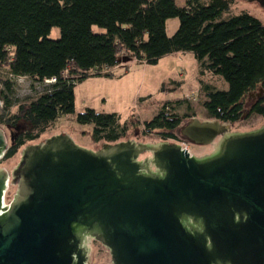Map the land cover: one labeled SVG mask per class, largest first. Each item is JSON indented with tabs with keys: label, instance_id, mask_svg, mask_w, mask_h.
<instances>
[{
	"label": "water",
	"instance_id": "95a60500",
	"mask_svg": "<svg viewBox=\"0 0 264 264\" xmlns=\"http://www.w3.org/2000/svg\"><path fill=\"white\" fill-rule=\"evenodd\" d=\"M228 127L176 129L187 145L219 138L200 158L167 141L89 151L61 134L26 145L10 174L0 169V264H89V240L109 264H264V123ZM7 143L0 127V160Z\"/></svg>",
	"mask_w": 264,
	"mask_h": 264
},
{
	"label": "trees",
	"instance_id": "16d2710c",
	"mask_svg": "<svg viewBox=\"0 0 264 264\" xmlns=\"http://www.w3.org/2000/svg\"><path fill=\"white\" fill-rule=\"evenodd\" d=\"M232 4L233 0H187L184 7L174 0H0V69L37 84L54 79L9 113L13 85L0 77V127L27 125L0 162L36 141L60 116L74 114L76 84L91 74L110 77L121 57L155 64L163 56L191 53L201 76L210 73L227 84V90L219 91L200 82L202 107L211 120L240 122L245 96L258 90L263 94L249 114L264 117V25L247 13L222 19ZM174 18L179 26L168 37L165 23ZM93 27L104 33H94ZM55 28L59 37L50 39ZM185 119L191 116L178 115L172 103L142 124H121L118 115L93 109L75 116L78 124L93 127L95 142L108 144L122 141L134 127L143 135L177 140L175 131Z\"/></svg>",
	"mask_w": 264,
	"mask_h": 264
},
{
	"label": "rangeland",
	"instance_id": "374dc122",
	"mask_svg": "<svg viewBox=\"0 0 264 264\" xmlns=\"http://www.w3.org/2000/svg\"><path fill=\"white\" fill-rule=\"evenodd\" d=\"M174 1L178 7H184L187 0ZM199 2L207 4L208 0H199ZM241 13L249 14L264 25V10L257 3H247L241 0H233L229 12L223 14L222 19ZM178 26V19L167 20L165 23L166 35L172 37ZM92 30L94 33H104L98 27H93ZM58 37L59 30L55 28L51 31L49 38L57 39ZM110 72V77L91 74L78 82L74 88V114L60 116L36 141L27 142L26 145L36 144L50 137L65 134L77 146L89 151H96L103 143L93 140V127L80 125L75 120V116L86 109H93L98 113L116 114L119 116L121 124L130 125L131 122L137 123L139 121L142 124L150 121L164 104L172 103L178 115L191 116V119L199 122H209L211 119L202 107L205 96L201 84L211 86L219 91L227 90V84L221 77L210 73H205L204 76L200 75L199 64L191 53H175L163 56L155 64L129 61L126 57H121V65ZM0 77L13 85V93L9 95L12 103L9 113L16 110V103L24 102L27 97H34L46 85H49L45 82L37 84L25 77H12L3 69H0ZM0 88L2 87L0 86ZM259 96V91L245 96L242 119L234 124L228 123V133L252 131L264 123V117L249 114L250 108ZM2 108L3 104L0 102V109ZM188 120H183V123ZM1 128L6 133L8 147L15 135L25 130L27 125L24 122H19L15 128ZM125 140L149 144L164 142L156 133L143 135L140 127L130 128L125 138L122 139V141ZM166 141L179 145L183 143L179 138ZM188 147L190 154L197 158L206 156L213 151L212 144L206 147L192 145H188ZM20 151L12 159L0 162V169H5L10 174L19 162ZM15 191V186L9 183L3 201L4 205L10 203ZM87 244L90 249L89 264H109V254L99 243L89 240Z\"/></svg>",
	"mask_w": 264,
	"mask_h": 264
},
{
	"label": "built area",
	"instance_id": "2783aa9c",
	"mask_svg": "<svg viewBox=\"0 0 264 264\" xmlns=\"http://www.w3.org/2000/svg\"><path fill=\"white\" fill-rule=\"evenodd\" d=\"M53 82H54V79H51V80H49V81H45V83H53ZM181 146H182L183 149L187 150V151L190 153V151H189V147H188L187 144L182 143Z\"/></svg>",
	"mask_w": 264,
	"mask_h": 264
},
{
	"label": "flooded vegetation",
	"instance_id": "af4514ba",
	"mask_svg": "<svg viewBox=\"0 0 264 264\" xmlns=\"http://www.w3.org/2000/svg\"><path fill=\"white\" fill-rule=\"evenodd\" d=\"M258 91H259V93H260V96L258 97V99H260L261 95L263 94V91H262V90H258ZM258 99H257V100H258ZM257 100H256L253 104H255V103L257 102ZM218 140H219V138H217V139L213 142L212 146H214V144H215Z\"/></svg>",
	"mask_w": 264,
	"mask_h": 264
}]
</instances>
